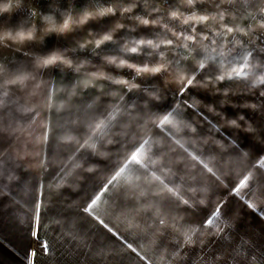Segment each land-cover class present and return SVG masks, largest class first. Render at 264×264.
I'll return each instance as SVG.
<instances>
[{"label": "crops", "instance_id": "obj_1", "mask_svg": "<svg viewBox=\"0 0 264 264\" xmlns=\"http://www.w3.org/2000/svg\"><path fill=\"white\" fill-rule=\"evenodd\" d=\"M27 3L0 23L27 16ZM195 11L202 21L187 24L158 14L179 35L134 33L173 41L160 49L171 72L125 69L137 88L70 95L76 75L54 68L38 94L0 96V264H26L29 250L33 264H264V42L245 39L263 34L264 0H202ZM69 42L2 48L0 64L7 75ZM148 51L130 58L155 63Z\"/></svg>", "mask_w": 264, "mask_h": 264}, {"label": "clouds", "instance_id": "obj_2", "mask_svg": "<svg viewBox=\"0 0 264 264\" xmlns=\"http://www.w3.org/2000/svg\"><path fill=\"white\" fill-rule=\"evenodd\" d=\"M198 2L202 0H178L177 6L166 9V15L169 19L179 20L184 24L202 21V14L195 11ZM25 6L26 0H0V17L5 14L10 17ZM27 7L28 15L15 24L0 23V49L20 50L28 45H43L51 36L64 40L71 37V42L44 52L33 51L30 66H20L7 75H5L7 69L0 64V76H4V79L0 80V89H3L0 96H7L12 87L38 94L47 83L42 74L54 68L61 71L70 70L76 75L77 78L68 88L70 95L78 94V90L88 89L103 92L105 82L129 90L139 87L124 75L118 74L125 69L134 71L137 76H155L171 72L170 61L166 60V53L160 49L172 44L173 41L159 33L154 36L134 34L141 27L160 26L174 35H179L163 22V15H158L165 12L160 0H108V2L89 0L78 9L74 4L61 8L58 4L51 3L50 10L46 12L30 2L27 3ZM185 9L193 11L189 13ZM108 17L114 19L103 30L88 27L91 23L98 24ZM121 31L127 34L120 36ZM76 33L81 35L76 36ZM109 43L117 45L118 52L103 54L98 52ZM145 49L149 50V56L158 54L155 63H137L130 58L142 54ZM85 50H90L93 55H99V62L76 55ZM177 73L183 75L179 70ZM111 94L115 95L116 92ZM2 103L3 100H0V104ZM231 123L236 124V121Z\"/></svg>", "mask_w": 264, "mask_h": 264}, {"label": "built area", "instance_id": "obj_3", "mask_svg": "<svg viewBox=\"0 0 264 264\" xmlns=\"http://www.w3.org/2000/svg\"><path fill=\"white\" fill-rule=\"evenodd\" d=\"M26 1L30 2L31 4H33L36 7L49 6L51 3H56L61 8H67L69 6V4H74L78 0H26ZM160 2L163 4L165 11L169 7L177 6V3L173 0H160ZM185 11L187 12V9H185ZM231 50H233V49H231ZM122 73H118V74L122 75Z\"/></svg>", "mask_w": 264, "mask_h": 264}, {"label": "rangeland", "instance_id": "obj_4", "mask_svg": "<svg viewBox=\"0 0 264 264\" xmlns=\"http://www.w3.org/2000/svg\"><path fill=\"white\" fill-rule=\"evenodd\" d=\"M140 10V9H139ZM166 12V11H165ZM245 39L247 40H250V41H253L254 43H250L252 46H260L261 45V42H264V31H263V34L259 37H249V36H246ZM249 43V42H247ZM127 71H130V70H127Z\"/></svg>", "mask_w": 264, "mask_h": 264}, {"label": "snow or ice", "instance_id": "obj_5", "mask_svg": "<svg viewBox=\"0 0 264 264\" xmlns=\"http://www.w3.org/2000/svg\"><path fill=\"white\" fill-rule=\"evenodd\" d=\"M37 237H38V233H37L36 237H34V238H37ZM0 247H7V245L0 244ZM9 250L11 251V248H9ZM32 252H34V251L29 250V254H28L29 255V258L26 260V264H33V261L32 260L30 262V256H31V253Z\"/></svg>", "mask_w": 264, "mask_h": 264}]
</instances>
